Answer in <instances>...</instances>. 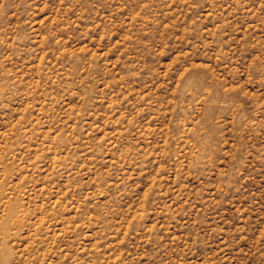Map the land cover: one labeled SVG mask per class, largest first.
<instances>
[{
  "label": "rangeland",
  "instance_id": "374dc122",
  "mask_svg": "<svg viewBox=\"0 0 264 264\" xmlns=\"http://www.w3.org/2000/svg\"><path fill=\"white\" fill-rule=\"evenodd\" d=\"M0 264H264V0H0Z\"/></svg>",
  "mask_w": 264,
  "mask_h": 264
}]
</instances>
